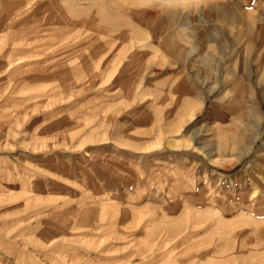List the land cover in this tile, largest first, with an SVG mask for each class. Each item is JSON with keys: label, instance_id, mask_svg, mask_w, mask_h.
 I'll use <instances>...</instances> for the list:
<instances>
[{"label": "rangeland", "instance_id": "obj_1", "mask_svg": "<svg viewBox=\"0 0 264 264\" xmlns=\"http://www.w3.org/2000/svg\"><path fill=\"white\" fill-rule=\"evenodd\" d=\"M0 264H264V0H0Z\"/></svg>", "mask_w": 264, "mask_h": 264}]
</instances>
